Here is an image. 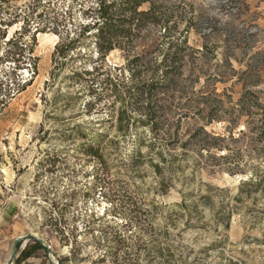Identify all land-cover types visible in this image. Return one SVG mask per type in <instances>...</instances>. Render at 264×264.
Returning <instances> with one entry per match:
<instances>
[{"label": "rangeland", "instance_id": "374dc122", "mask_svg": "<svg viewBox=\"0 0 264 264\" xmlns=\"http://www.w3.org/2000/svg\"><path fill=\"white\" fill-rule=\"evenodd\" d=\"M99 1L0 0V261L36 234L56 264H264V167L242 185L256 159L232 174L190 142L202 125L248 129V93L264 104V0H160L166 35L106 0L102 40ZM182 39L169 84L163 59ZM141 88L178 138L140 121ZM34 243L14 264H52Z\"/></svg>", "mask_w": 264, "mask_h": 264}, {"label": "trees", "instance_id": "16d2710c", "mask_svg": "<svg viewBox=\"0 0 264 264\" xmlns=\"http://www.w3.org/2000/svg\"><path fill=\"white\" fill-rule=\"evenodd\" d=\"M120 2L122 4L129 5V7L132 8L133 14L139 16V20H142L143 18H149L154 24L162 25L164 27L165 35L171 32L170 28L167 27L169 16L161 11L158 12L159 4H161L160 0H120ZM145 2L151 3L150 9L147 11H138L139 7ZM111 5H113V2L111 4H107L106 0H100L98 4L100 20L96 23L99 24L101 28L99 30L101 40L106 39V37H104L103 35L104 28L109 27V24H111V12L109 10ZM110 44L111 43L109 41V45L105 47L106 51H109L113 48ZM185 44L186 39H182L180 43L176 44V49L173 53L165 54L163 59L164 65L165 62L169 61L173 63V67L164 69V74L162 76V80H164V82H168L169 84H171L176 80L175 76L171 73L173 72L171 70L174 68L175 70H177L176 72L179 73L180 66H175V64L178 60L182 62V50L186 48ZM61 54L63 57H66L64 56L65 52H62ZM249 67L253 68V65H249ZM155 85L156 83H153V85H151L152 88ZM141 89V98H144L147 94V99H150V110L148 111V113H146V115L148 116L147 119H141L140 121L150 126L154 137H158L159 135H161V139L163 137L164 140L170 139L171 137L174 139L178 138L179 133L177 129H172L171 125L173 124H171V121L168 119H163L162 116L158 114V111H156L157 109H154V107H152V97L156 96L157 93L153 92L151 88H148V90H145L143 88ZM248 95H252V99L247 102L248 108L251 109V112L249 113L250 119L247 121L246 124L248 129L240 130V132L236 134L235 127H232L230 128L227 135H221L215 134L214 132H209L205 128V125H202L190 136V142L191 138L192 140L198 138V141L201 143V146L198 149V158L201 163L204 162V158L207 159L208 162L225 163L224 168L232 174L237 172H246L243 164V158L245 154L249 155V157H251L252 159H256L257 163L252 169L251 177L244 181L242 185L253 184L258 182L257 177L259 175V170L261 166L264 167V104L258 101V97L254 93L250 92L248 93ZM209 114L210 117H208L206 121L207 123H212L213 121L220 119L216 115V112H214L213 108L209 111ZM122 119L123 118L120 119V122H122ZM243 137L246 138L243 142L245 144L244 147L238 145V143L242 141L241 139ZM188 141L187 143H189ZM228 141L233 142L235 146L229 145ZM221 150H226L227 152L221 154L219 152ZM90 153L94 156H100L98 148L93 146H90ZM155 167L159 172L161 169L159 164H155ZM34 245L35 248H44V246L39 241H35ZM32 250L33 249L31 247H27L24 251L21 252L16 262H19L21 258H28L31 255Z\"/></svg>", "mask_w": 264, "mask_h": 264}, {"label": "water", "instance_id": "95a60500", "mask_svg": "<svg viewBox=\"0 0 264 264\" xmlns=\"http://www.w3.org/2000/svg\"><path fill=\"white\" fill-rule=\"evenodd\" d=\"M27 239H34L35 241H39L44 246V248L46 249L47 253L49 254L51 263L52 264H56V262L52 258V254H51L50 248L36 234H29V235H26V236H18V237L15 238V240L13 242V246H12L10 264H14V262L17 260L16 258L18 256V248H19L20 242L25 241Z\"/></svg>", "mask_w": 264, "mask_h": 264}, {"label": "crops", "instance_id": "0c3cea01", "mask_svg": "<svg viewBox=\"0 0 264 264\" xmlns=\"http://www.w3.org/2000/svg\"><path fill=\"white\" fill-rule=\"evenodd\" d=\"M0 264H5V263H3V262L0 261Z\"/></svg>", "mask_w": 264, "mask_h": 264}, {"label": "bare ground", "instance_id": "6f19581e", "mask_svg": "<svg viewBox=\"0 0 264 264\" xmlns=\"http://www.w3.org/2000/svg\"><path fill=\"white\" fill-rule=\"evenodd\" d=\"M38 236V235H37ZM26 243V242H25ZM25 243H24V245H25Z\"/></svg>", "mask_w": 264, "mask_h": 264}]
</instances>
